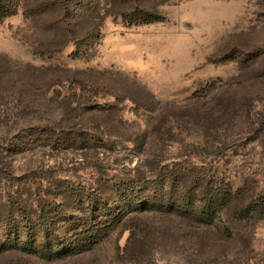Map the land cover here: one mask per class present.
Masks as SVG:
<instances>
[{"label": "rangeland", "instance_id": "1", "mask_svg": "<svg viewBox=\"0 0 264 264\" xmlns=\"http://www.w3.org/2000/svg\"><path fill=\"white\" fill-rule=\"evenodd\" d=\"M5 2L0 264H264V0ZM159 178L231 197L128 213Z\"/></svg>", "mask_w": 264, "mask_h": 264}, {"label": "trees", "instance_id": "2", "mask_svg": "<svg viewBox=\"0 0 264 264\" xmlns=\"http://www.w3.org/2000/svg\"><path fill=\"white\" fill-rule=\"evenodd\" d=\"M10 6H8V3L5 2V0H0V20L10 17L14 15V11H10ZM170 173V172H169ZM184 177H182L183 180ZM159 184L161 185V188L158 189ZM169 184V183H168ZM142 186V185H141ZM146 186L148 190L151 192L155 190V194L153 196L152 201L148 203H144L141 205V203H133V194L131 193L130 195L127 194V190L123 191V197L125 199H128V202L132 205H130L129 212L128 213H133V212H141L145 207L147 206H152V210L157 209H162V210H167L170 211V213L178 212L181 215L187 217L189 220L201 223L204 225H213L217 219L219 218V215L221 213V210L223 209L224 205H219L218 202H222V200L230 199L231 193H227L223 195L221 192L215 190L213 187H205L201 184L195 183L193 186L188 187L187 189L185 188V185L181 187V189L185 192L187 191L186 194L183 195H175V196H166L165 194L168 192V190L171 188L169 185H167L166 180L162 179H153V180H148L146 181ZM128 185H126L125 188H127ZM122 190V189H119ZM204 191V193H203ZM207 196L204 198H201L202 195ZM135 195V194H134ZM97 203V202H96ZM95 203V204H96ZM128 205V203L126 204ZM102 206H99V210H101ZM259 210V207L254 209V211L250 210H242L237 213V215L234 217L235 219L239 220H247L251 218V214L254 212H257ZM45 213L44 211H42ZM103 212V215L108 214L109 212L112 213V211H101ZM118 213V212H117ZM111 217V221H116V216L117 214H111L109 215ZM43 234V233H42ZM97 233H94L91 235L92 241L96 239ZM47 231L45 233V237H47ZM37 240V239H36ZM33 240V244L39 245V247L42 248H47L50 244L49 241L47 243L43 241H36ZM31 241V239H30ZM55 253H51V257L54 258L53 256L55 254L60 253V249L57 250H51ZM58 252V253H56ZM56 256V255H55Z\"/></svg>", "mask_w": 264, "mask_h": 264}]
</instances>
